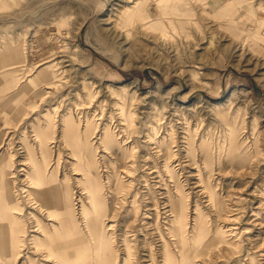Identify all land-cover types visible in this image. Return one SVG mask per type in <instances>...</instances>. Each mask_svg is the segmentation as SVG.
I'll list each match as a JSON object with an SVG mask.
<instances>
[{
    "label": "rangeland",
    "instance_id": "374dc122",
    "mask_svg": "<svg viewBox=\"0 0 264 264\" xmlns=\"http://www.w3.org/2000/svg\"><path fill=\"white\" fill-rule=\"evenodd\" d=\"M3 1L0 154L4 161L15 167L20 146L30 144L44 162L41 146L45 151L50 145L46 159L56 161L58 181L62 189L69 188L75 203L80 174L72 165L73 142L62 135L63 118L67 116L79 131L86 117L89 144L80 143L81 153L86 147L94 150L104 185L108 171L116 169L119 176L111 184L120 189L125 216L116 223L115 233L120 231L116 228L126 229L127 213L131 219L149 216L162 226L166 195L174 197L179 182L187 191L188 219L192 220L197 202L209 235L220 228L232 236V246L214 245L210 255L196 259L197 264H264V75L260 73L264 68L259 69L264 67V46L258 39L264 32V13H257L264 0H143L145 6L132 22L122 19L123 0ZM107 20H114L117 32L102 29ZM233 44L245 49L235 52ZM49 66L55 73L52 89L45 75L32 79L39 68ZM117 117L126 123L123 131ZM105 125L109 149L93 137ZM233 129L242 142L238 149L250 156L247 165L224 154L231 147ZM37 133L45 145L38 144ZM201 138L206 148L203 142L200 146ZM162 144L171 148V156L165 155ZM112 149L115 153L109 152ZM200 149L212 152L211 182L229 206L223 218L209 212L189 188L192 170L200 169L206 178ZM22 193L20 203L27 206L31 201ZM149 208L153 214L147 213ZM250 220L255 227L248 226ZM145 239L154 251L153 234Z\"/></svg>",
    "mask_w": 264,
    "mask_h": 264
},
{
    "label": "bare ground",
    "instance_id": "6f19581e",
    "mask_svg": "<svg viewBox=\"0 0 264 264\" xmlns=\"http://www.w3.org/2000/svg\"><path fill=\"white\" fill-rule=\"evenodd\" d=\"M2 1L3 0H0V2L4 4V1ZM9 1L12 2L13 0ZM123 2L126 4L124 10L125 17L121 18L129 22L135 20L139 14H141L140 12L145 6L143 0H135L133 3L130 0H123ZM158 2L162 3L163 0H159ZM28 11L31 10L28 9ZM257 13H264V7H261ZM149 20H151V18ZM154 22L156 21L154 20L147 24H153ZM106 24L108 25L103 26L102 29H112L114 33L116 30L114 20H107ZM110 32L108 31V33ZM246 35V38H249V34ZM258 39L261 43L259 45L264 46V32H261ZM242 44L241 46L239 44V48H235L234 46V51L236 52L242 49L244 47ZM3 57L4 56L0 55V59ZM263 68L262 64L259 69L262 70ZM260 73L264 75V72ZM44 75L46 79L49 80L48 87L52 89L54 87V67L39 68L35 78L32 79L36 81V78H40ZM140 111L143 113L145 110ZM121 115H123L122 112ZM121 118L123 117H117V125H119L121 129L120 131H123L125 129L124 127H126V123L123 121L124 119ZM82 123L84 124L78 131L73 121H70L67 116L63 118L64 127L62 135L65 139L73 142L74 148L72 153L76 159L72 162V165L80 174L77 178L78 182L81 184L80 193L75 197V203L71 200L69 188L66 186V188L62 189L61 182L58 181V176L54 171L56 169V161H53L52 158L46 159V155H48L47 148L50 149L51 146L45 145L44 142H42L41 133H37L39 137L36 136V138L38 144L46 146H44L45 151L42 150L43 146H41V151L46 160L44 161L45 163L36 158V153L33 151L32 145L30 144L24 145L22 143L23 145L20 146L23 149H19L21 155L17 159L15 167H11V162L4 161L3 153L0 154V264H197L196 259L198 257L210 255V251L214 245L230 244L232 246V236H228L225 233V229L223 232L226 235L223 234L220 228L217 229L214 235L208 234L203 216L204 212L202 213L203 210L201 211L198 209L197 202H195V207L193 206L195 209L197 208V210L193 208L195 214L192 211V215H194L192 220L188 219L185 203L187 191L179 182H175V196L166 195L165 216L162 221V226L158 225V222L149 219V216H146V220H144L143 215L139 217L133 216V219H131L132 216L130 218L127 213L125 220L126 224L124 222L127 230L124 229L125 231H122V229H120L122 227H120L116 228L120 231H116L115 233L114 227H116V223L119 221L122 222L121 219L125 216V213H121L123 205L120 204V200H122L120 197V189L118 186L113 187L114 184H111V179L117 175V170L109 169L110 171H108L107 174L104 173L107 178V180H105V186L103 180H101L99 176L100 172L97 162L94 159V150L91 151L86 147L85 152H83V154L81 153L83 143L89 144V139L87 137L88 118L85 117ZM105 123L106 122H104V124ZM108 132L106 125L101 126L93 137H96L99 142H103L109 149L110 147L112 148V146L109 144L111 141L108 140L110 137V134H107ZM235 133L234 129L230 132V141L232 144L230 148L226 149L224 154L230 157L236 164L247 165L250 156L246 154L245 151L238 149L242 142L236 137ZM93 139L94 138H92V140ZM147 141L145 142L148 143ZM202 142L204 148H206L205 138H201L199 142L200 146ZM80 143H82V145ZM146 143H144V146ZM157 146L158 145H156V147ZM161 147L166 156H171V148H169V146H163L162 144ZM187 148L192 152L189 145H187ZM110 151L114 152L113 149L109 150V152ZM200 151L202 158L205 160V169H207L206 178L200 174V169H197V171L192 170L189 174L191 176V178H189V188H192L193 192L201 197V201L209 212L214 211L217 217L223 218L229 206L226 205L224 199L222 200L219 198L211 182L213 174L211 168L212 152L208 149H200ZM98 153L99 152H97V154ZM144 153L146 154V152ZM99 155L101 154L99 153ZM79 158L81 160L84 159L83 163L78 161L80 160ZM102 158L106 159L104 156ZM147 164L149 165L150 163L147 162L146 165ZM108 166L110 167L109 164ZM168 171H171L169 166ZM63 179L64 175L62 181ZM191 179H194V181L192 182ZM25 181H28L34 186L32 188L29 186L27 187ZM104 187H106V189H104ZM84 191L86 193H84ZM130 191L132 190L130 189ZM22 192H26V194H28L26 195L27 199L31 201L27 206H23L20 203ZM151 209L153 208L147 210L148 214H153ZM113 220H115V222H111ZM248 226H251V228L255 227L251 220ZM146 234H153L155 240L154 251L152 249L153 247L150 249L149 242L145 239ZM149 237H152V235Z\"/></svg>",
    "mask_w": 264,
    "mask_h": 264
}]
</instances>
